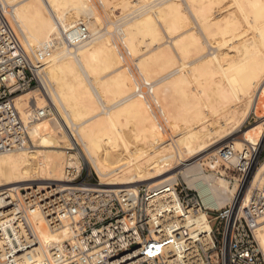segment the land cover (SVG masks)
I'll list each match as a JSON object with an SVG mask.
<instances>
[{
	"label": "bare ground",
	"instance_id": "bare-ground-1",
	"mask_svg": "<svg viewBox=\"0 0 264 264\" xmlns=\"http://www.w3.org/2000/svg\"><path fill=\"white\" fill-rule=\"evenodd\" d=\"M1 1L28 50L57 40L42 78L53 113L35 126L32 147L0 153V208L8 199L34 198L30 220L38 258L53 244L70 239L67 220L49 226L45 217L57 202L52 198L73 186L68 173L82 165L93 171L100 186L111 190L175 184V172L188 168L194 176H187L184 185L207 209L231 201L237 181L230 185L205 173L199 161L226 145L236 151L260 146L264 138L261 134L259 143L226 139L256 102L264 72V0H96L107 23L94 0ZM113 9L122 13L109 22L106 13ZM78 25L86 27L90 38L71 46L65 38ZM113 33L128 56L138 57L146 43L145 49L155 52L134 64L138 77L152 85L150 97L137 92L138 73L131 80L129 68L123 70L124 53L111 41ZM163 44L165 49L159 50ZM160 61L166 75L152 69ZM46 101L31 89L17 96L15 106L24 115L44 108ZM159 119L176 133L175 145L163 139ZM48 126L59 130L52 142L45 138ZM263 178L264 162L250 188H260ZM166 198L167 207L175 209L176 195ZM48 207L53 208L44 211ZM8 214L0 213L5 219ZM184 225L197 235L211 231L204 210L191 209ZM254 234L264 256V217L256 222Z\"/></svg>",
	"mask_w": 264,
	"mask_h": 264
},
{
	"label": "built area",
	"instance_id": "built-area-1",
	"mask_svg": "<svg viewBox=\"0 0 264 264\" xmlns=\"http://www.w3.org/2000/svg\"><path fill=\"white\" fill-rule=\"evenodd\" d=\"M9 11L0 0V153L32 147L35 126L54 110L42 78L57 40L28 50ZM69 31L65 39L71 46L90 38L83 25ZM136 81L137 92L150 97L151 83L141 77ZM31 89L47 100L46 105L22 115L15 99ZM261 153L260 146L236 151L226 145L206 159V171L230 185L235 181L229 175L238 178L235 196L213 217L195 191L178 183L111 190L100 186L84 165L71 169L67 176L73 186L58 194L54 208L44 210L53 208L45 217L49 226L68 221L70 239L53 244L38 258L30 220L34 198L8 199L0 208V213H9L6 219L0 215V264H264L254 234L256 222L264 217V180L260 188H250ZM169 194L176 195L175 209L167 207ZM191 209L207 212L209 233L197 235L184 227Z\"/></svg>",
	"mask_w": 264,
	"mask_h": 264
},
{
	"label": "rangeland",
	"instance_id": "rangeland-1",
	"mask_svg": "<svg viewBox=\"0 0 264 264\" xmlns=\"http://www.w3.org/2000/svg\"><path fill=\"white\" fill-rule=\"evenodd\" d=\"M94 2V5L95 6H97L96 8H97V11H99V13H101V14H103V15H101V16H105V12H103V10L102 9H100L101 8V6L98 4V2L96 1V0H94L93 1ZM96 3V4H95ZM100 7V8H99ZM120 7H118V9H119ZM116 9V8H115ZM121 9V8H120ZM114 10V9H113ZM113 10H111L112 12H113ZM103 13H102V12ZM111 11L109 12V11H107V13H106V15H107V17L108 18H110L109 19V22L111 21V22H114L117 18H115V16L118 14V13H122L121 12V10H114V12L111 14ZM119 11V12H118ZM118 12V13H117ZM126 13H127V11H126ZM115 15V16H114ZM102 17V18H103ZM103 19H106V20H103L104 22H108V20H107V18L106 17H104ZM103 22V23H104ZM105 23V24H106ZM105 27V26H104ZM108 27V29H109V31H110V29H111V31H115V28H114V26H112L111 27V25H108L107 26ZM113 28H114V30H113ZM112 33V32H111ZM115 33V32H114ZM112 34L111 36L113 37H111L110 35H109V39H111V41L112 40H114V41H112L114 44H116V46H117V48L120 50V52H121V54H123L122 56H123V58H124V60L125 61H123L124 63H125V65H122V67L123 66H125V67H123L124 69L123 70H125V68L127 67V68H129V70L131 71V75H130V77H131V80H133L132 78H134V79H136V78H139L138 76H140V74L137 72V69H136V71H135V69L134 68H136L135 66H134V64L137 62V58L138 59H144V58H147V57H149V56H151L153 53H155V52H153V50H152V52L150 51L152 48H150V47H147L146 49H145V47H146V45H147V43H146V45L145 44H142L143 46H144V49L138 54L139 56L138 57H136V56H128V54H127V52L125 51V49H124V47L122 46V45H120V40L118 41V36L117 35H115V34ZM116 39H117V41H116ZM120 42V43H119ZM166 46V44H163L160 48H159V50H162V49H165V48H163V47H165ZM123 47V48H122ZM142 47V46H141ZM121 48V49H120ZM150 48V49H149ZM123 49H124V51H123ZM148 50V51H147ZM145 51H147L146 53H145ZM150 51V52H149ZM207 51L208 52H213V50L212 51H210L209 50V48H207ZM123 52V53H122ZM144 52V53H143ZM150 53V54H149ZM143 54V55H142ZM147 55V56H146ZM175 56H176V58H175V62L177 63V62H179V58L177 57V55L176 54H174ZM126 56V57H125ZM174 56V57H175ZM130 57V58H129ZM141 57V58H140ZM131 59V60H130ZM133 60V61H132ZM135 60V61H134ZM176 60H178V61H176ZM190 60H193L192 59V57L190 58ZM189 61V60H188ZM123 62H121V63H123ZM123 63V64H124ZM179 64V63H178ZM177 64V65H178ZM134 66V67H133ZM165 67L166 66H163L162 65V62L160 61V63H157L155 66H153V70L155 71V74H159L160 76H162L163 74L164 75H166V73H167V69H165ZM126 70H128V69H126ZM126 70H125V72H126ZM127 73H129L128 71H127ZM136 73H138V75L136 74ZM161 73V74H160ZM133 75V76H132ZM137 75V77L135 78V76ZM260 76H262V79H261V81H260V83L258 84V86L256 87V95H257V98H256V102L254 103V105L252 106V107H250L249 108V111H248V113L246 114V119H245V121L241 124V126L235 131V132H233L230 136H228L226 139H229V138H234V139H236V140H242V141H246V142H258L259 140V138L261 137V134H262V137L264 136L263 135V133H264V72H262L261 74H260ZM136 80H138V79H136ZM162 86V84L159 86V87H161ZM157 87V86H156ZM159 91H160V93L161 92H163L164 91V88H159L158 89ZM159 97V96H158ZM160 98V97H159ZM160 100V102H161V104H163V102H162V100L161 99H159ZM51 120V119H50ZM160 120V119H159ZM161 121V127H162V125H163V127H162V130L164 131L163 133L165 134V135H163V133H162V137L163 136H165V138H163L164 140L165 139H167L168 140V143H169V140L172 142V146L173 145H175V144H173V142L175 141L174 140V138H175V136H173V135H176V133L174 132V130H173V132H172V129H170V127L167 125V124H163V119L162 120H160ZM57 123V122H56ZM167 123V122H166ZM52 125L54 124V123H51ZM48 125H50V122H48ZM168 127H167V126ZM169 128V129H168ZM48 129H49V126H48ZM165 129V130H164ZM168 129V130H167ZM57 130V129H56ZM56 130H54L53 129V127H52V131L49 129V130H47V131H45L44 132V134H46L45 136V138H46V140H47V142H52L53 140H55V137H57V132L59 131H56ZM54 131H56V133L54 132ZM47 132L48 133H50L51 135H49V137H48V134H47ZM52 132V133H51ZM168 132V133H167ZM170 132V133H169ZM55 135V136H54ZM57 139V138H56ZM167 140H165L166 141V143H167ZM258 140V141H257ZM225 143L226 142H222L220 145H225ZM259 143V142H258ZM170 144V143H169ZM218 147H220V146H218ZM218 147H216V148H218ZM260 150L262 151V153H261V162H260V166H259V169H260V167H261V165H262V163L264 162V138H262V140H261V145H260ZM68 151V150H67ZM70 152H73L74 150H69ZM238 151H240V150H238ZM208 158V156H205V157H203L202 159H201V161H199V163L202 165V169H204V172L205 173H207V174H210L211 172H209V171H206V168H205V166H206V164H205V162H206V159ZM84 169H90V168H88L87 166H84ZM184 170V169H183ZM181 171V170H177L175 173H178V175H177V178H178V185H179V187H184V188H186V186L184 185V182H186V177L187 176H191V177H193L194 175L193 174H191L190 175V172L191 171H193L192 169H188L187 168V170L185 169V171ZM191 170V171H190ZM258 172H259V170H258ZM93 176H94V179L97 181V178H96V176H95V174L93 173ZM218 176V175H217ZM218 177H220V176H218ZM229 177H231V179H232V181L231 182H234V181H236V180H238V178L236 177V176H233V175H229ZM260 177H261V173H260ZM190 190V189H189ZM191 191H193V190H191ZM56 197H58L57 195L56 196H54L53 198H56ZM52 198V199H53ZM227 204H222L220 207L221 208H223L224 206H226ZM219 207V209H221ZM218 210V209H217ZM213 215L211 216V217H213L214 216V214L216 213V209L214 210L213 209ZM262 252V251H261Z\"/></svg>",
	"mask_w": 264,
	"mask_h": 264
},
{
	"label": "snow or ice",
	"instance_id": "snow-or-ice-1",
	"mask_svg": "<svg viewBox=\"0 0 264 264\" xmlns=\"http://www.w3.org/2000/svg\"><path fill=\"white\" fill-rule=\"evenodd\" d=\"M151 254V253H150Z\"/></svg>",
	"mask_w": 264,
	"mask_h": 264
}]
</instances>
